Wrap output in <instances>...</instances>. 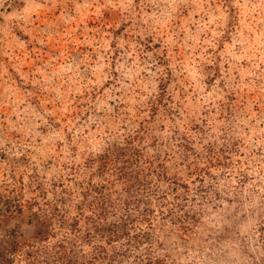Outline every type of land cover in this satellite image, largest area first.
Listing matches in <instances>:
<instances>
[{
	"label": "rangeland",
	"instance_id": "obj_1",
	"mask_svg": "<svg viewBox=\"0 0 264 264\" xmlns=\"http://www.w3.org/2000/svg\"><path fill=\"white\" fill-rule=\"evenodd\" d=\"M125 146L153 213L124 264H264V0H0V264L79 261Z\"/></svg>",
	"mask_w": 264,
	"mask_h": 264
},
{
	"label": "trees",
	"instance_id": "obj_2",
	"mask_svg": "<svg viewBox=\"0 0 264 264\" xmlns=\"http://www.w3.org/2000/svg\"><path fill=\"white\" fill-rule=\"evenodd\" d=\"M137 154L136 150L125 146L117 148L111 154L107 152L103 155L100 159L102 165L99 170L100 175L109 170L113 172L117 168V163L120 162L119 159L125 160V167L119 168L120 171L116 173L117 176L120 175L118 181L122 180L127 185L125 191H122L124 195L120 197L121 194H116L112 198L111 192L108 191V184L88 182L85 189L86 195L91 193L90 190L92 191L91 200H85L76 207L78 212L71 219L69 231L76 233L77 237L81 238V243L83 241L89 246V250L81 248V258L78 261L72 250L66 253L65 246H57L55 252L48 257L49 264H124L127 263V259L134 256V251L139 249L140 244L150 240L148 230L153 213L151 202H149L150 196L145 198L147 185L139 179L135 170H131L136 168ZM179 186H181L180 183ZM150 192L152 194V191ZM169 216L175 217L173 211L169 213ZM135 222L145 224V227L138 228ZM80 223L81 229L78 227ZM42 235L39 234L33 243L45 241L47 237ZM90 242L92 245L89 244ZM34 244L30 249L32 255L39 254ZM59 247L63 249L61 253L58 251ZM48 260L43 262L46 264ZM135 260L137 262L134 264H159L156 260H151L149 256H138Z\"/></svg>",
	"mask_w": 264,
	"mask_h": 264
}]
</instances>
